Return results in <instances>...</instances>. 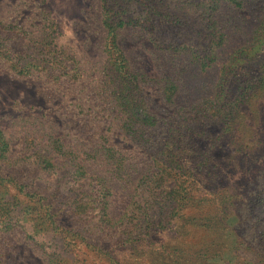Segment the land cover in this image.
<instances>
[{
    "label": "rangeland",
    "instance_id": "obj_1",
    "mask_svg": "<svg viewBox=\"0 0 264 264\" xmlns=\"http://www.w3.org/2000/svg\"><path fill=\"white\" fill-rule=\"evenodd\" d=\"M211 2L0 0V130L10 146L3 169L16 180L0 182V196L9 192L17 205L25 198L18 184H26L25 192L51 201L66 225L88 230L84 218L69 220L61 209L93 198L98 181L92 174L101 175L103 167L81 152L100 125L96 118L108 116L112 82L137 83L141 92L135 90L133 99L157 115L144 139L135 126L128 139L114 120L115 140L138 163L130 171L134 180L111 182V223L90 235V242L108 241V253L80 241L68 264H111L109 253L119 264H173L175 258L181 264H234L235 247L249 230L264 229L262 210L252 202L264 198V0H243L239 7L220 0L215 16ZM108 5L141 6L144 15L155 16L118 28L114 47L104 25ZM113 113L124 116L116 108ZM56 141L63 146L58 172L42 174L28 158L54 151ZM143 175L151 179L139 182ZM142 189L152 196L155 225L148 242L121 248L110 241L114 226L122 220L129 225ZM181 197L183 207L174 210ZM23 231L29 235L22 228L10 236L5 264H48L43 253L48 255L51 231L34 240L17 235ZM3 234L0 242L8 236ZM172 247L181 248L177 257ZM260 249L264 253V245ZM200 250L207 252L199 256Z\"/></svg>",
    "mask_w": 264,
    "mask_h": 264
},
{
    "label": "trees",
    "instance_id": "obj_2",
    "mask_svg": "<svg viewBox=\"0 0 264 264\" xmlns=\"http://www.w3.org/2000/svg\"><path fill=\"white\" fill-rule=\"evenodd\" d=\"M210 1H214L211 2V6H214L215 8L212 9L210 14L213 13L215 16V13L217 14L220 10V0ZM221 1L237 7L243 6V0ZM138 3L141 4L140 1ZM151 12L152 13L147 12V14L144 15L146 12L141 9V6L140 8H135V10H133L132 7H121L114 10L113 7L109 5L106 6L103 14L104 25L108 28L109 32L113 34L112 45L116 47L115 32L118 28H127L138 25V23H140L138 17L141 16L142 18L148 17L149 21H151L150 17L155 16V12ZM149 21L148 23H150ZM9 57L12 58L10 53ZM125 62L126 61L124 60V63ZM17 72L22 73L20 70H17ZM128 74L129 69L127 68L123 71V76H128ZM115 84H120V86L118 87ZM135 90L141 92V88L137 83H135L132 88L125 82L121 83L116 80L112 82V88L109 90V100L106 101L107 107L105 108L108 116L105 119L100 117L96 118V122L101 119L100 125L94 127L95 134L92 138L85 139L87 145L81 152L86 155V157L96 160L103 167L101 175L95 176L92 174L94 180L98 181L93 188L94 190L91 192V197L93 198H91L90 201L78 199L72 204V208L71 205H67L65 206L66 208L61 209V212H64V216L68 217L69 220L72 218L75 221L78 216L84 218L85 226L88 225L89 229L85 231L74 226L66 225V221L61 218L63 216L60 215L59 212L53 210L54 205L51 201H46L45 197L40 196L34 190H28L25 192L28 185L17 183L22 190H25L23 192L25 198L22 200L19 199L17 202L19 204L16 205L11 197L7 196V193H9L7 191L4 193V196H0V231L4 233L3 235H8L7 237L2 238L0 242V264H5L7 249L11 246L8 242L13 231L16 229L23 228L24 230H27L29 235L24 231V233L17 232V235L23 236L28 240H34V235L38 233H45L48 232V230L51 231V239L49 240L51 243L50 247L45 245L49 251L48 255L45 252L43 253L44 256L46 255L48 264H68V257L72 254L77 255L76 250H80L78 242L89 241L90 235L93 236L95 230H97V233H103L107 230L108 225L111 223L109 213V197L112 195V187L110 186L111 182L114 179H123L126 183L133 181V174L130 171H136L138 165L134 156L131 155V150L123 148L122 144H119L115 140L116 135H113V132L117 129L115 128L116 123L114 120H120L121 127L119 130L126 134L128 139L131 138L128 131L133 129L134 126L136 127L135 130L140 132L139 136L144 139L149 137L148 131L150 129V124L155 123L152 118L155 119L157 117L155 113L148 110V107L142 108L136 103V100L133 99L135 97ZM76 103V105L83 110L81 104L78 102ZM114 108L118 109V112H121L124 116L118 118V116L113 113ZM132 113L137 114V117H134ZM104 125H109V127L103 130ZM55 143L56 146L54 147V151H56V153L51 150H43V152L33 153L32 156L28 158L29 161H33V158H35L42 174L48 175L51 172H58L56 159L59 157L58 154L62 156L63 146L59 141H56ZM9 148V142L4 133L0 130V182L16 181L13 176L5 175V169H3V167L8 166L7 163L9 159L7 153L9 152ZM72 155H74V153H72ZM76 155H78V153H75L73 161H78ZM80 170H82L85 175L89 174V171L85 169V166H82ZM76 175L77 174L73 173L72 177H75ZM58 177L59 176L56 178ZM148 179H151V177L143 175L139 182L143 181L142 183H145ZM174 189L175 186H173L168 193H171L172 191L174 192ZM136 195L139 198L136 201V209L138 212L131 215V221L129 220L130 222L128 226H126L123 220L118 222V224L114 226L117 233L110 239V241H116L121 248L136 247L139 243L148 242L151 236L148 231L150 229L152 230L155 225L153 222L154 217L156 218L153 210L155 205L154 202L150 200L152 196L149 197L150 193L145 189H142V191ZM143 197L144 199H142ZM185 199V197H181L180 199L174 200L175 202L173 203L175 206H173V209H181ZM252 202H254L255 207L259 206V209L261 208L262 211L259 212L258 219L260 222H264V198L258 197L255 200H252ZM78 221H82V219H79ZM249 231L248 238H244L245 242L240 241L235 247L237 251V261L234 264H264V253L261 252L260 249V247L264 245V229ZM93 239H95L93 242L89 241L90 243L86 244L88 248H93L97 253L100 251L108 253V246L104 247L108 241H103L96 237ZM64 248L66 255H62L64 253ZM171 250L173 256L177 257L181 248L172 247ZM206 252L207 251H202L199 256H203ZM105 257L109 263L119 264L115 256L111 255V253L107 254ZM66 261H68V263ZM173 264L181 263L175 258ZM192 264L196 263L193 262ZM199 264H210V262L207 261ZM224 264L231 263L225 262Z\"/></svg>",
    "mask_w": 264,
    "mask_h": 264
}]
</instances>
